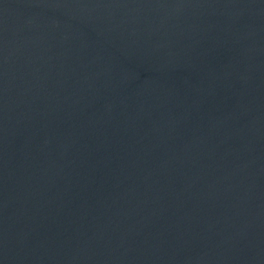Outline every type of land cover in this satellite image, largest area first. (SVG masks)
Returning <instances> with one entry per match:
<instances>
[{
  "label": "water",
  "instance_id": "obj_1",
  "mask_svg": "<svg viewBox=\"0 0 264 264\" xmlns=\"http://www.w3.org/2000/svg\"><path fill=\"white\" fill-rule=\"evenodd\" d=\"M0 264H264V0H0Z\"/></svg>",
  "mask_w": 264,
  "mask_h": 264
}]
</instances>
